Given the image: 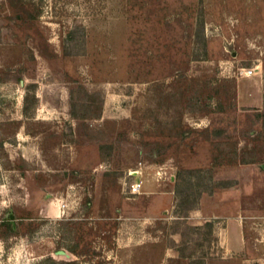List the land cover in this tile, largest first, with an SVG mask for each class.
<instances>
[{"label": "rangeland", "instance_id": "1", "mask_svg": "<svg viewBox=\"0 0 264 264\" xmlns=\"http://www.w3.org/2000/svg\"><path fill=\"white\" fill-rule=\"evenodd\" d=\"M261 83L264 0H0V264L210 252L189 209L241 164L264 172ZM217 126L233 137L208 140ZM255 183L240 200L264 212Z\"/></svg>", "mask_w": 264, "mask_h": 264}, {"label": "crops", "instance_id": "2", "mask_svg": "<svg viewBox=\"0 0 264 264\" xmlns=\"http://www.w3.org/2000/svg\"><path fill=\"white\" fill-rule=\"evenodd\" d=\"M260 85L261 87H257L255 92L260 94V100L263 102L264 89L262 83ZM241 165L243 167L239 168L242 172L219 177L218 180H222V186L220 185L211 194L204 193L197 206L189 209L190 212L198 210L202 216V221L196 224L207 226V221L212 223L210 228L213 238L209 245L211 251L203 252L195 257L186 252L175 251L172 246H169L167 248L168 264H193V259L196 260L195 264H264V246L260 245L264 244L262 240L264 212L256 208H247L244 201L240 200V193L245 191L247 193L250 183L256 181L251 185L254 187L264 184V172L255 171L257 167L253 164ZM246 170L251 174H247ZM205 194L212 198L222 196L215 202L210 212H205L202 206ZM205 243L206 241H202L201 246Z\"/></svg>", "mask_w": 264, "mask_h": 264}, {"label": "trees", "instance_id": "3", "mask_svg": "<svg viewBox=\"0 0 264 264\" xmlns=\"http://www.w3.org/2000/svg\"><path fill=\"white\" fill-rule=\"evenodd\" d=\"M30 93L27 94V96L25 97V106H24V112L25 113H30V104H29V98H30ZM258 117H260L261 115H264V111H261L260 113L258 112L256 114ZM255 123V122H253ZM183 132L185 131H177V134H183ZM206 138L208 140H212V141H219V140H227L233 137V134L231 132L228 131V128L225 126H217V127H213L210 130H206ZM113 146V145H110ZM163 147L162 144H155L153 145V147L151 148L150 152H149V157L152 159H156L155 155L157 154V152H159L161 150V148ZM186 200H188L186 198ZM211 222H206V225L208 227H211ZM8 230H10V232L15 231V227L11 224L8 225ZM4 236V235H3ZM53 262H55L52 259ZM63 264H73V261H66V260H62Z\"/></svg>", "mask_w": 264, "mask_h": 264}, {"label": "built area", "instance_id": "4", "mask_svg": "<svg viewBox=\"0 0 264 264\" xmlns=\"http://www.w3.org/2000/svg\"><path fill=\"white\" fill-rule=\"evenodd\" d=\"M257 72V68H249V69H242L241 73L245 74V75H252L254 73ZM141 165V163H140ZM138 168L135 169H131L130 170V174L137 176L135 178V180H133L132 182L129 183L128 185V190L129 193L132 195H136L142 192V187H143V183H144V179L142 177L143 175V169L142 166H140ZM163 169H161L160 171H158L159 175L163 177L165 171H162ZM263 243H264V236L262 237Z\"/></svg>", "mask_w": 264, "mask_h": 264}, {"label": "water", "instance_id": "5", "mask_svg": "<svg viewBox=\"0 0 264 264\" xmlns=\"http://www.w3.org/2000/svg\"><path fill=\"white\" fill-rule=\"evenodd\" d=\"M264 166V165H263ZM14 213H11L10 214V217L11 218H14ZM56 254L57 255H59V256H64L66 259H72V255H71V253L70 252H68L67 250H65V249H59V250H57L56 251Z\"/></svg>", "mask_w": 264, "mask_h": 264}, {"label": "flooded vegetation", "instance_id": "6", "mask_svg": "<svg viewBox=\"0 0 264 264\" xmlns=\"http://www.w3.org/2000/svg\"><path fill=\"white\" fill-rule=\"evenodd\" d=\"M14 227H16V225L14 224Z\"/></svg>", "mask_w": 264, "mask_h": 264}]
</instances>
